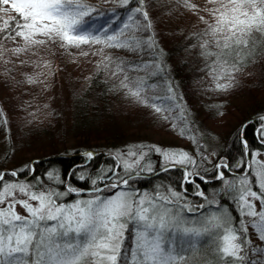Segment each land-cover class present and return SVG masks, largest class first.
Instances as JSON below:
<instances>
[{
	"label": "snow or ice",
	"instance_id": "1",
	"mask_svg": "<svg viewBox=\"0 0 264 264\" xmlns=\"http://www.w3.org/2000/svg\"><path fill=\"white\" fill-rule=\"evenodd\" d=\"M120 3L128 6L131 0ZM138 3L139 6L128 8L129 14L120 25L113 27L110 19L99 23L105 13L86 0H0V40L21 41V46L11 49L17 56L49 43L63 49L102 45L140 51L153 47L154 42L150 35L147 39L139 35L147 33L152 25L143 7L144 0ZM208 3L213 5L206 10L212 20L200 17L206 25L203 32L206 39L200 47L205 56L214 57L209 67L216 89L226 91L233 86L238 63L255 44L254 34L264 35V0H208ZM185 5L194 7L187 5V0ZM104 59L108 62L105 68L115 65L112 75L120 78V86L128 96L177 127L173 113L179 106L172 103L175 96L171 86L166 89L168 94L160 95L155 91L158 85L148 82L150 73L132 76L123 61L108 56ZM138 70L140 66L132 69ZM29 80L35 82L31 77ZM221 80L226 82L220 83ZM180 116L185 117L182 109ZM257 131L264 142V125ZM243 143L247 148V142ZM155 151L170 163L195 165V160L183 150ZM86 155L89 160L94 158L91 152ZM249 155L251 163H217L214 173L222 181L224 193L238 205L240 215L250 218L247 223L234 222L222 211L205 215L201 211L205 204L188 203L183 194L186 188L183 193L172 188L153 193L131 189L130 177L123 178L116 169L131 173L144 159L143 152L118 155L116 159L121 163L116 169H109L112 175L105 173L91 179L94 187L87 193L70 184L63 190L37 188L31 181L14 179L20 175L17 171L0 172V264H189L193 241L204 236L212 239L213 257L204 264H258L249 259L247 246L251 241L247 233L250 224L264 241V161L256 160L255 153ZM125 156L136 159L130 161ZM233 167L243 174L229 180L225 170L231 174ZM73 176L81 181L86 179L82 174ZM192 176V172L186 171L183 183L195 185L194 194L205 197L196 179L207 182V178L199 173L195 178ZM48 179L65 184L51 172ZM70 196L78 198L65 202ZM207 203L222 207L214 197ZM17 206L25 214L18 212ZM185 212L193 215L187 216Z\"/></svg>",
	"mask_w": 264,
	"mask_h": 264
},
{
	"label": "trees",
	"instance_id": "2",
	"mask_svg": "<svg viewBox=\"0 0 264 264\" xmlns=\"http://www.w3.org/2000/svg\"><path fill=\"white\" fill-rule=\"evenodd\" d=\"M86 2L97 6L105 13L99 23H103L104 19L114 18L111 20L113 27L121 24L120 20L124 19L123 16L129 7L139 6L138 0H131L128 6H122L120 0H86ZM187 5L194 7H187L185 0H144L143 7L149 13L152 27L142 35L144 39L149 35L152 37L153 47L140 51L107 48L106 51L109 53L105 54L112 60L123 61L129 69V75L144 76L146 72L150 73L148 82L158 85L155 90L158 94H168L166 93L168 86L174 89L175 100L172 103L179 106L173 113L177 117L174 121L177 127L172 126L173 122L162 119L152 108L128 96L120 86V78L112 75L115 65L109 64V67L105 68L104 64L108 62L102 55L98 57L99 63L92 66V74L84 84L86 88L84 93L72 98L69 114L64 115L66 121L62 123L59 119L53 124L44 125L43 128L35 126L39 129L34 130L36 133L39 131L46 135H54V129L57 127L59 132L56 137L61 141L60 149L55 140H50L51 144L45 149L46 151L31 155L28 167L24 171L17 168L4 170V163H0V172L17 171L20 175L14 179L31 181L37 188L53 187L63 190L70 184L88 191L94 187L91 185V179L100 174L103 167L110 163V160L105 161L104 154L126 142L132 131L146 127L141 125L148 123L165 133L186 140L195 126L189 118L190 113L206 114V118L211 119L220 108H223V114L225 112L228 115L227 124L224 125V128L228 129L225 130L223 144L218 150V162H226L230 165L245 162L249 153L263 148L264 144L261 145L258 141L261 138L257 130L262 120L261 114H264V35L254 34V46H251V51L245 55L242 62L238 63V70L233 73V86L226 91L217 90L216 87L212 90L205 86L216 82L209 67L214 57L205 56L204 50L200 47L206 39L203 36L206 25L201 22L200 17L203 16L205 20L211 22L212 18L206 10L213 5L209 4L208 0H187ZM140 19L143 21L142 16ZM4 43L14 46L22 44L21 41L0 40V45ZM210 50L214 51V49ZM137 66H140V70L132 71ZM224 82L226 81H220V83ZM210 100L214 104H209ZM218 100L222 105L216 104ZM180 109L183 110L186 118L180 116ZM139 114H152V116L145 123L137 122L138 128L135 127L136 125L129 127L126 125L125 131V126L121 125V122L126 123L125 118ZM120 116L124 117L125 121L118 119ZM233 119L235 121L230 123ZM11 135L12 133L8 131V136ZM8 140H11V137ZM244 141L247 142V148L244 146ZM7 147V151L13 149L11 145ZM89 152L94 153V158L91 160L86 155ZM154 160L150 154H146L142 167L147 168L148 171L143 176L138 170L135 176L130 177L131 189H137L149 182H157L182 193L186 188L187 192L183 194L191 197L192 200L197 199L198 196L193 197L196 191L195 185L183 183L184 168L175 166L159 172L161 163L155 164ZM29 169L33 171L29 172ZM50 172L63 179L65 184H57L49 180ZM157 172L159 173L153 176ZM73 173L76 176L82 174L86 179L80 181L73 176ZM209 173L211 176L214 172ZM228 175L226 171V177ZM8 179L13 178L8 177ZM196 183L200 185V190L204 191L206 197L210 195L212 189L217 190L218 193L222 186L219 181L210 184L196 179ZM106 194L110 195V193ZM218 195L220 201L227 199L225 194L218 193Z\"/></svg>",
	"mask_w": 264,
	"mask_h": 264
},
{
	"label": "rangeland",
	"instance_id": "3",
	"mask_svg": "<svg viewBox=\"0 0 264 264\" xmlns=\"http://www.w3.org/2000/svg\"><path fill=\"white\" fill-rule=\"evenodd\" d=\"M128 14L127 11L123 16L124 19H121L120 22L125 20ZM113 19L114 18L111 20ZM142 34L143 33H139L143 38ZM21 45L14 46V44L11 45L8 43L0 45V113H2V115H0V163H4V170H16V168L20 170L26 169L31 155H37L36 153L39 151L47 149L51 144L49 143L50 140H55L58 145L57 147L60 149L61 141L56 137L59 132L57 127L54 129V135H46L45 133H39V131L36 133L34 130L39 129L35 126H41L43 128L44 125L53 124L59 119H61L59 122L64 123L66 121L64 115L69 114L68 109L72 98L80 95V93H84V84L89 80V75L92 74V66L99 63V56L102 57V55L105 56L106 53H109L106 51L107 47H103L102 45H86L82 46L81 49H63L60 48L58 44L49 43L46 46H41L27 53H21L18 56L13 55L11 49ZM102 47L103 51L101 52L100 49ZM82 52H87L88 55H82ZM22 61L24 63H22ZM30 77L35 82H30ZM215 84L216 82H212L205 87L212 89L215 87ZM219 101L220 100L216 101V104L222 105V102ZM209 104L212 105L214 103L210 100ZM157 115L160 116V114ZM151 116L152 114H139L132 118H125L127 122H121V125L125 126V131L127 126L129 127L130 125H136L135 127L138 128L137 122L145 123ZM189 118L195 123V126L194 129L189 132L186 140L165 133L159 130L158 127L151 126L148 123H145L146 125H141L142 127H146L132 131V134L129 135L130 138L126 140V142L114 147L116 149L110 150L104 154L109 156L105 161L110 160V163L105 165L101 173L93 179H97L100 175L105 173L109 175V169L115 168V162L112 156L116 159L118 155H122L129 151H137L143 152L144 158L146 154H150L151 158L153 157V160L155 159L153 161L155 164L161 163V169L164 168L163 170L168 166V168L180 166L184 168L185 173L186 171L193 173V176L190 178H195V174L199 173V175L207 178V182L203 181L204 183L212 184L219 181L222 186L218 193L225 194L222 181L216 179L214 173L215 165L220 163L217 160V155L219 148H221L223 144L222 141L226 132L225 130L228 129L227 127L224 128V125H226L228 121V115L225 114V112L223 114V108H220L216 114H213V118L211 119L206 118V114H195L194 112L193 114H189ZM262 118H264V114H261V119ZM118 119L125 121L124 117L122 118L121 116L118 117ZM202 119L205 120L202 121ZM5 120L7 123H5ZM234 121L235 119L231 120L230 123ZM261 125H264V119L260 121L258 127H261ZM7 127L10 128L8 129ZM8 131L12 133L11 136H8ZM9 137H11V140H8ZM67 144H69V142H67ZM9 145H11L13 149L7 151V146ZM156 148L175 151L183 150L195 160V165L182 166L170 163L166 161L162 155L156 153ZM252 153L256 154V160L264 161V146L259 150H254ZM248 156L247 162L251 163L252 157L250 155ZM124 159H129L131 161L136 158L125 156ZM116 160L119 165L121 161L118 159ZM143 162L144 159L140 161V165L135 167L131 173H125L122 168L115 169L119 171V175L125 179L126 177L135 176L138 170L140 171L139 173H142L141 175L145 176L148 169L142 167ZM232 169L235 170L226 177L229 180L234 179L236 175L243 174L235 167ZM209 172L214 173L210 176ZM139 173L137 172V176ZM167 189L166 186L160 183L149 182V184L134 190L140 193H153L156 190L165 191ZM253 190H256L254 186ZM218 193L217 190L212 189L210 195L207 197H201L195 194L193 197L198 196L195 200L190 199L191 197H187L186 195L185 197L190 204H205V209L201 210L205 215L222 211L229 214L234 222L247 223L250 218L240 215L239 207L232 196L225 194L227 199H221L222 201H220V195H218ZM104 195L109 194L105 193ZM213 197L222 207L218 208L216 203L211 205L207 203V201ZM75 198L78 197H67L65 198V202ZM256 208L257 211L260 210L258 201L256 202ZM16 210L21 214H25L23 209L19 208V206H17ZM185 215L192 216L193 214L185 212ZM247 236L251 241L247 246L249 259L258 261V264H264V256L256 255L257 252L264 253V241L259 239L258 234L250 224H248ZM129 243H131L130 240ZM193 244L194 248L189 255V264H204L205 261L213 260L210 252L212 248L211 237H201L198 241L194 240Z\"/></svg>",
	"mask_w": 264,
	"mask_h": 264
},
{
	"label": "water",
	"instance_id": "4",
	"mask_svg": "<svg viewBox=\"0 0 264 264\" xmlns=\"http://www.w3.org/2000/svg\"><path fill=\"white\" fill-rule=\"evenodd\" d=\"M112 158H113V160H114V162H115V168H116V166L118 165V161L112 156ZM169 167V166H168ZM168 167H165V169L166 168H168ZM114 168V169H115ZM164 169V168H163ZM163 169H161L159 172H161V171H163ZM3 172H6V171H3ZM159 172H157L156 174H154L153 176H156ZM112 175V173H110L109 174V176H111Z\"/></svg>",
	"mask_w": 264,
	"mask_h": 264
},
{
	"label": "bare ground",
	"instance_id": "5",
	"mask_svg": "<svg viewBox=\"0 0 264 264\" xmlns=\"http://www.w3.org/2000/svg\"><path fill=\"white\" fill-rule=\"evenodd\" d=\"M260 128V127H259ZM259 141V143L261 144V145H263L264 143L261 141V140H258ZM246 154L248 155V153H247V151H246ZM105 156V158H107V157H109V156H107V155H104ZM249 157V156H248ZM248 157H247V160H248ZM245 162H247V161H245ZM225 163V162H224ZM248 163V162H247ZM227 171V170H226ZM231 172H232V170H231ZM184 174H185V171H184Z\"/></svg>",
	"mask_w": 264,
	"mask_h": 264
}]
</instances>
